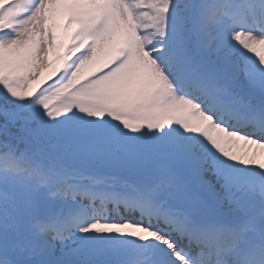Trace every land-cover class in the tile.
Listing matches in <instances>:
<instances>
[{
    "label": "snow or ice",
    "instance_id": "obj_1",
    "mask_svg": "<svg viewBox=\"0 0 264 264\" xmlns=\"http://www.w3.org/2000/svg\"><path fill=\"white\" fill-rule=\"evenodd\" d=\"M0 264H264V0H0Z\"/></svg>",
    "mask_w": 264,
    "mask_h": 264
}]
</instances>
